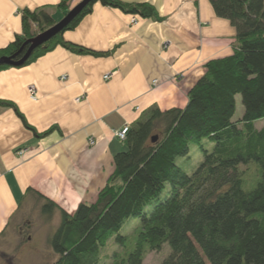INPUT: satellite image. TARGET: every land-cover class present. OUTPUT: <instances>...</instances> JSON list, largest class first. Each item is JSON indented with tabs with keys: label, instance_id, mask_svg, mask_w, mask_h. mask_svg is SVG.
Here are the masks:
<instances>
[{
	"label": "trees",
	"instance_id": "obj_1",
	"mask_svg": "<svg viewBox=\"0 0 264 264\" xmlns=\"http://www.w3.org/2000/svg\"><path fill=\"white\" fill-rule=\"evenodd\" d=\"M68 1L62 0L56 10L66 14ZM210 2L215 15L234 27L236 39L230 55L204 64L186 104L167 110L151 107L128 127L125 140H117L123 150L113 156V171L93 202L68 213L33 191L43 203V215L60 213L58 226L47 238L57 259L47 264H100V250L113 236L123 250L108 264H143L149 252L164 244L170 253L162 264H264V128L254 127L256 121H264V0ZM96 3L162 20L147 3L93 0L23 65H3L0 71L26 66L57 46L80 55H108L63 40ZM56 23L45 7L23 10L22 33L0 49V58L18 53L26 41ZM237 96L243 114L233 120ZM0 107L12 109L39 138L53 130L39 134L14 104L0 100ZM192 144L203 159L188 174L175 161L187 157ZM248 173L255 182L245 190ZM130 218L140 222L132 241L119 233Z\"/></svg>",
	"mask_w": 264,
	"mask_h": 264
},
{
	"label": "crops",
	"instance_id": "obj_2",
	"mask_svg": "<svg viewBox=\"0 0 264 264\" xmlns=\"http://www.w3.org/2000/svg\"><path fill=\"white\" fill-rule=\"evenodd\" d=\"M61 1L0 0V49L22 33L23 10L45 7L63 17L55 8ZM81 1L69 0V10ZM119 1L147 3L162 20L96 3L63 40L108 55L57 46L26 66L0 71V100L14 104L37 133L53 128L39 138L12 109L0 107V236L28 198L38 200L34 192L68 213L93 202L123 150L115 131L151 107H183L204 64L231 54L236 31L215 15L210 0Z\"/></svg>",
	"mask_w": 264,
	"mask_h": 264
},
{
	"label": "rangeland",
	"instance_id": "obj_3",
	"mask_svg": "<svg viewBox=\"0 0 264 264\" xmlns=\"http://www.w3.org/2000/svg\"><path fill=\"white\" fill-rule=\"evenodd\" d=\"M69 11V10H68ZM66 14H64L65 16ZM55 20L62 19L61 13H53ZM58 22V21H57ZM243 114L240 97H236V108L233 120H238ZM257 130L264 128V121L259 120L254 123ZM211 145H206L208 150ZM203 159L202 152L197 146H190L187 157H179L176 164L186 173L191 174ZM252 173H248L245 178L243 188H252L255 179ZM164 194V192H163ZM162 194V195H163ZM161 195V196H162ZM155 202L146 208L150 212ZM43 203L34 198H28L12 220L6 233L0 236V264H47L57 259V255L47 245L48 236L56 229L60 222V213L55 210L50 217L43 215L41 207ZM139 219L130 218L121 227L119 233L134 240L135 232L139 227ZM122 247L117 245L114 236L109 239L106 246L100 250V264H108L115 252H121ZM170 248L164 244L159 251L149 252L143 264H162V260L168 256Z\"/></svg>",
	"mask_w": 264,
	"mask_h": 264
},
{
	"label": "water",
	"instance_id": "obj_4",
	"mask_svg": "<svg viewBox=\"0 0 264 264\" xmlns=\"http://www.w3.org/2000/svg\"><path fill=\"white\" fill-rule=\"evenodd\" d=\"M93 0H82L75 7L70 9L66 15L58 21L54 26L46 30L45 32L37 35L36 37L26 41L22 49L10 57L0 58V66L7 65L11 67H19L23 65L32 55V53L40 46H42L47 41L51 40L53 37L58 35L71 21H73L80 12ZM26 50L24 51V48ZM21 55V58L17 59ZM154 138L152 141L154 142Z\"/></svg>",
	"mask_w": 264,
	"mask_h": 264
},
{
	"label": "built area",
	"instance_id": "obj_5",
	"mask_svg": "<svg viewBox=\"0 0 264 264\" xmlns=\"http://www.w3.org/2000/svg\"><path fill=\"white\" fill-rule=\"evenodd\" d=\"M133 23L135 24V20L133 21ZM108 76H105V79H107ZM29 97L31 100H35L36 99V95L34 92V89L30 88L29 89ZM128 132V127L125 126L123 127L121 130L115 131V138L121 142H123L125 140L126 134ZM94 142L92 140L89 141V145H93Z\"/></svg>",
	"mask_w": 264,
	"mask_h": 264
}]
</instances>
